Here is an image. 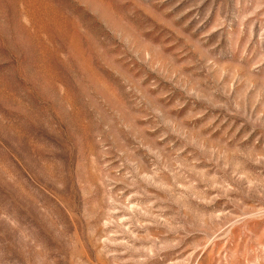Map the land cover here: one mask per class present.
<instances>
[{
	"label": "rangeland",
	"instance_id": "1",
	"mask_svg": "<svg viewBox=\"0 0 264 264\" xmlns=\"http://www.w3.org/2000/svg\"><path fill=\"white\" fill-rule=\"evenodd\" d=\"M0 264H264V0H0Z\"/></svg>",
	"mask_w": 264,
	"mask_h": 264
}]
</instances>
